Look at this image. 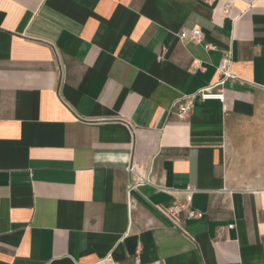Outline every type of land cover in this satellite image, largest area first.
<instances>
[{"label": "crops", "instance_id": "crops-1", "mask_svg": "<svg viewBox=\"0 0 264 264\" xmlns=\"http://www.w3.org/2000/svg\"><path fill=\"white\" fill-rule=\"evenodd\" d=\"M103 259L264 264V0H0V264Z\"/></svg>", "mask_w": 264, "mask_h": 264}, {"label": "built area", "instance_id": "built-area-1", "mask_svg": "<svg viewBox=\"0 0 264 264\" xmlns=\"http://www.w3.org/2000/svg\"><path fill=\"white\" fill-rule=\"evenodd\" d=\"M185 35L182 34L181 37H184ZM190 40L192 42H196V43H201L203 40V34L201 33L200 29L198 28H194L191 30L190 32ZM205 50L210 49V47L208 45L204 46ZM230 59L227 55L224 56V58L221 60L219 67H218V72L220 74V79L218 82V85H223L227 80L229 79H233L234 76L230 73ZM214 88V86L211 87H207L205 89H202L201 91H199V93L197 94H204L207 93L209 91H211ZM193 96L191 97H184L180 102H178L176 104V116L178 118V120H184L185 117L187 116L188 113H190L192 111L193 108ZM128 171L131 173L132 169H128ZM147 182V181H146ZM160 191H164L165 189H159ZM177 207L174 206L171 208V211L173 213H176ZM197 217L196 213L194 212H190L188 214V218H195ZM234 227V225H228L226 227V229H232ZM95 264H106V260H100Z\"/></svg>", "mask_w": 264, "mask_h": 264}]
</instances>
